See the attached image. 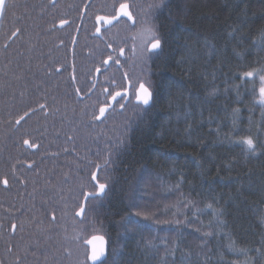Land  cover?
Instances as JSON below:
<instances>
[{"label": "trees", "instance_id": "obj_1", "mask_svg": "<svg viewBox=\"0 0 264 264\" xmlns=\"http://www.w3.org/2000/svg\"><path fill=\"white\" fill-rule=\"evenodd\" d=\"M138 1L136 66L123 72L153 102L101 123L73 117L58 182L77 198L101 167L105 196L53 238L12 244L16 260L0 240V264H89L97 235L107 264H264V108L258 75L255 97L243 77L264 69V0Z\"/></svg>", "mask_w": 264, "mask_h": 264}, {"label": "flooded vegetation", "instance_id": "obj_2", "mask_svg": "<svg viewBox=\"0 0 264 264\" xmlns=\"http://www.w3.org/2000/svg\"><path fill=\"white\" fill-rule=\"evenodd\" d=\"M138 2L6 0L0 16V113L4 117L0 181L7 178L9 184L5 188L0 183V240L11 249V260L17 258L11 255L12 244L19 246L34 234L51 239L57 229L73 224V218L80 220L76 212L83 206L84 194L91 191L75 198L73 189L58 183L71 162L68 140L73 138V117L94 118L101 106H111L110 93L123 94L128 87L129 99L117 97L119 103L114 102L101 122L118 116L129 104L138 105L135 97L140 85L136 87L123 72L136 66ZM121 4L128 5L132 19L107 24L118 16ZM62 21H66L63 26ZM16 29L20 31L13 36ZM121 48L123 56L119 55ZM109 55L113 59L104 64ZM24 140L36 147H28Z\"/></svg>", "mask_w": 264, "mask_h": 264}, {"label": "snow or ice", "instance_id": "obj_3", "mask_svg": "<svg viewBox=\"0 0 264 264\" xmlns=\"http://www.w3.org/2000/svg\"><path fill=\"white\" fill-rule=\"evenodd\" d=\"M6 0H0V16H3L5 10H6ZM128 9V5L127 4H121L120 5V15H124L127 16L128 19H132V16L130 15V13L127 11ZM113 19H118V17H113L112 19H108L106 22L108 24L112 23ZM98 21H103L105 20V17H97ZM66 23V21H62L61 26H63V24ZM19 29H16V31H14L12 33L13 36L17 35V33L19 32ZM97 33L100 32V29L97 28L96 29ZM109 48L112 47L111 44L108 45ZM158 50H162V44H161V40L159 38H155L154 42H151V47L149 49H147V51L156 53L157 55ZM119 55L123 56L124 55V49L121 48L119 50ZM113 58L111 55L108 56L107 59H105L103 61L104 64H108L109 61H111ZM115 63H120V61L117 59L114 61ZM57 71H59V69H57ZM96 71L99 73L100 69L97 68ZM259 77V82H260V86H259V99L256 101L258 104H260L262 106V108H264V69L260 70L259 72L256 71H247L243 73V77L247 78L248 80L252 81L253 83V96L255 97V81L253 80L254 76ZM239 87V86H238ZM105 91L107 92L108 90L105 89ZM77 92H79V89H77ZM111 96V100L113 102H117L119 103V101L117 100V97H120L121 99L124 98V96L127 95V92L125 93H121V92H116L114 95H112L111 93L109 94ZM136 102L138 104L144 105V106H149L152 102H153V92L149 90L148 87H146L143 83L140 84L139 86V90L136 94ZM122 108L124 107V104L120 105ZM41 107H44V105H41ZM107 111V106H101L99 108V115L94 116V119L96 120H101L104 116L105 113ZM264 114V113H262ZM21 119H23V117H21ZM17 124L20 123V120L16 121ZM239 143H242L244 145L247 146L248 150H250L253 154H255V144L254 141L251 137H244L242 138ZM24 144L27 145L28 147H36V145L31 144L28 140H24ZM29 167H31V164L28 165ZM91 180L92 181H96V185H95V189L91 192H87L84 194V199L85 201H87L88 197H95V196H100L102 194H104L105 189L107 187V185L105 183H101L98 181L97 176L95 173L91 174ZM0 183H3L4 187L7 188L9 181L7 178L3 179L2 181H0ZM85 214V207L84 206H80L79 211L76 212L77 216H81ZM52 219H55V216L52 217ZM12 231L14 232L16 230V225L13 224L11 226ZM87 243L89 245H91V250H90V254L88 255L87 259L89 261H91V264H107V241L105 240V238L103 236H93L91 240H88ZM9 251H11V249H9ZM17 264H19V261L17 262Z\"/></svg>", "mask_w": 264, "mask_h": 264}, {"label": "water", "instance_id": "obj_4", "mask_svg": "<svg viewBox=\"0 0 264 264\" xmlns=\"http://www.w3.org/2000/svg\"><path fill=\"white\" fill-rule=\"evenodd\" d=\"M127 11L129 12V10L127 9ZM119 13H120V11H119ZM118 19H114V20H112V24H115V23H117L121 18H128L127 16H124V15H120V14H118ZM132 21V20H131ZM132 23L135 25V20H134V22L132 21ZM108 24V23H107ZM108 26H110V25H108ZM151 47V44H150V46H149V48ZM148 48V49H149ZM160 50H158V52H159ZM149 53H151V54H154L153 52H150V51H148ZM129 86V85H128ZM138 90H139V88H138ZM127 92V100L129 99V87H128V90L126 91ZM138 92V91H137ZM113 104H114V102L113 101H111V106L110 107H108L107 108V111H106V113H105V116L101 119V120H98V122H101L105 117H106V115H107V113H108V111H110V109H111V107L113 106ZM136 104H138L137 102H136ZM138 105H141V104H138ZM151 105V104H150ZM149 105V106H150ZM143 107H145V108H147V107H149V106H144V105H142ZM100 168L101 167H98L97 168V170L95 171V174H96V176H97V179H98V176H99V171H100ZM93 183L96 185V181H93ZM106 192H107V187H106V189H105V192H104V194H102V195H100V196H95V197H88V199H87V201H85V199H84V202H83V206L85 207V210H86V205H87V202H88V200L89 199H93V198H98V197H100V198H102V197H104L105 196V194H106ZM83 216H84V214L83 215H81V216H78V218L80 219V220H82L83 219ZM97 236H99V235H97ZM92 239V238H91ZM90 239V240H91ZM106 240V239H105ZM107 241V240H106ZM86 246L88 247V249H89V254H90V250H91V245H89L88 243H86ZM107 257H108V242H107ZM107 257H106V259H107ZM88 262H89V264H91V261H89L88 260Z\"/></svg>", "mask_w": 264, "mask_h": 264}]
</instances>
